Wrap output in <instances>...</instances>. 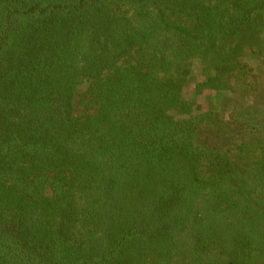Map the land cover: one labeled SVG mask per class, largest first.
<instances>
[{
    "label": "trees",
    "instance_id": "obj_1",
    "mask_svg": "<svg viewBox=\"0 0 264 264\" xmlns=\"http://www.w3.org/2000/svg\"><path fill=\"white\" fill-rule=\"evenodd\" d=\"M195 60L257 91L264 0H0V264H264V125Z\"/></svg>",
    "mask_w": 264,
    "mask_h": 264
},
{
    "label": "rangeland",
    "instance_id": "obj_2",
    "mask_svg": "<svg viewBox=\"0 0 264 264\" xmlns=\"http://www.w3.org/2000/svg\"><path fill=\"white\" fill-rule=\"evenodd\" d=\"M262 59L263 57H260L259 61H263ZM250 62H253L252 59H250ZM204 76V69H202L198 60H195L193 73L185 87V95L199 104V113L207 111L211 113L210 116L212 117L215 115L220 116L226 125L223 136L225 142L231 145L234 142H239V138L243 134L245 126L235 117L237 114L243 116L251 110V115L255 121L264 125V109L258 108L259 106H263L264 108V74L261 76L260 86L257 91H241L236 87L234 81L227 80L223 83L221 90L205 89L203 92L196 94L197 82L204 79ZM256 93L261 95H256ZM75 101L77 104L79 95L76 96ZM233 104L236 105L237 109L234 113H231ZM81 109L79 107L77 112H80ZM262 134L264 135V132Z\"/></svg>",
    "mask_w": 264,
    "mask_h": 264
}]
</instances>
